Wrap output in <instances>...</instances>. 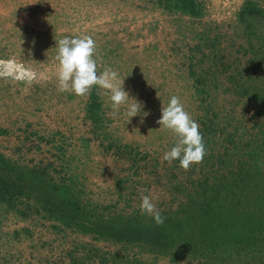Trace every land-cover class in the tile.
Instances as JSON below:
<instances>
[{
	"label": "rangeland",
	"instance_id": "rangeland-1",
	"mask_svg": "<svg viewBox=\"0 0 264 264\" xmlns=\"http://www.w3.org/2000/svg\"><path fill=\"white\" fill-rule=\"evenodd\" d=\"M196 1L192 15L159 0H0V178L34 195L42 177L61 196L108 207L120 224L152 217L140 210L144 195L178 216L197 209L218 179L231 181L264 129L252 107L264 105V0ZM248 3L258 14L240 15ZM65 36L95 41L97 71L118 73L127 105L114 110L99 85L83 96L59 90L56 44ZM173 96L199 131L209 122L214 130L202 162L187 170L163 159L178 140L158 122ZM134 98L146 117L130 119ZM0 264L209 262L75 228L23 194L0 200Z\"/></svg>",
	"mask_w": 264,
	"mask_h": 264
},
{
	"label": "trees",
	"instance_id": "trees-1",
	"mask_svg": "<svg viewBox=\"0 0 264 264\" xmlns=\"http://www.w3.org/2000/svg\"><path fill=\"white\" fill-rule=\"evenodd\" d=\"M159 1L170 9L192 15L199 13L196 0ZM248 4L250 7L246 8L244 4L240 15L258 14L259 8ZM261 95L263 98L264 94ZM254 97L261 98L257 93ZM263 106L254 100L253 115L263 114ZM203 127L205 132H200L210 141L214 137L213 127L210 122ZM253 137L256 140H251V145L255 143L257 148L252 149L243 161L237 160L233 165L231 173L235 176L231 181L218 179L220 185L213 184L210 193L203 192L197 209L178 216L171 212L161 213L165 217L163 224H157L152 217L144 219L140 216L125 220L121 216L123 223H116L115 218L105 214L109 213L106 212L108 207L90 206L75 199L73 194L61 196L55 192L57 188H49L42 177L35 178L34 195L25 192L22 185H15L14 181L15 184L7 183L0 178V200L11 201L23 194L32 196L42 211L75 228L141 241L165 250H182L184 254L205 259L209 264H264V170L259 167L260 161L253 160L264 159L261 155L264 129L259 127Z\"/></svg>",
	"mask_w": 264,
	"mask_h": 264
},
{
	"label": "clouds",
	"instance_id": "clouds-1",
	"mask_svg": "<svg viewBox=\"0 0 264 264\" xmlns=\"http://www.w3.org/2000/svg\"><path fill=\"white\" fill-rule=\"evenodd\" d=\"M56 46H58L59 60L57 78L61 92H74L83 96L90 92L93 85H99L111 92L110 98L114 110H119L122 105L128 104L132 97L122 87L123 83H117L118 73L111 69L98 73L97 62L94 59L95 41L90 36L83 38L65 36ZM134 100L135 103L127 109L130 119L141 113L146 117L148 112L143 111V105L135 98ZM158 122L175 132L178 137L177 143L164 154V160L169 163L179 160L180 166L186 170L192 163L202 162L206 154L203 135L199 131L198 122L184 109L179 97L170 98L168 106L162 108ZM154 199L155 197L150 195L142 196L140 210L151 215L157 224H163L165 217L157 208Z\"/></svg>",
	"mask_w": 264,
	"mask_h": 264
}]
</instances>
